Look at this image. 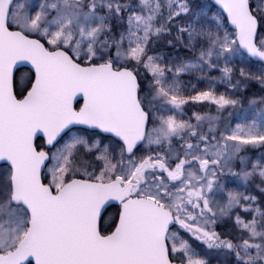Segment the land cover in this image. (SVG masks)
Wrapping results in <instances>:
<instances>
[{"label":"snow or ice","instance_id":"6c2138e0","mask_svg":"<svg viewBox=\"0 0 264 264\" xmlns=\"http://www.w3.org/2000/svg\"><path fill=\"white\" fill-rule=\"evenodd\" d=\"M0 264H264V0H0Z\"/></svg>","mask_w":264,"mask_h":264},{"label":"rangeland","instance_id":"374dc122","mask_svg":"<svg viewBox=\"0 0 264 264\" xmlns=\"http://www.w3.org/2000/svg\"><path fill=\"white\" fill-rule=\"evenodd\" d=\"M214 74H215V73H214ZM194 82H195V81H194ZM259 88H260V86L257 84V85H255L254 87H252V91H253V92H258V91H259ZM219 90H220V91H224L225 89H224L223 86H220V87H219ZM246 95H251V93H246ZM194 110H205V111H207V110H211V111L213 112V114H215V109H214V107H212L211 109L204 108V109H194ZM224 117H225V123H227V122H228V120H227V112L224 113Z\"/></svg>","mask_w":264,"mask_h":264},{"label":"water","instance_id":"95a60500","mask_svg":"<svg viewBox=\"0 0 264 264\" xmlns=\"http://www.w3.org/2000/svg\"><path fill=\"white\" fill-rule=\"evenodd\" d=\"M23 68H28V66H24ZM79 102L82 104L83 100L81 98L78 97Z\"/></svg>","mask_w":264,"mask_h":264},{"label":"trees","instance_id":"16d2710c","mask_svg":"<svg viewBox=\"0 0 264 264\" xmlns=\"http://www.w3.org/2000/svg\"><path fill=\"white\" fill-rule=\"evenodd\" d=\"M27 69H28V68H23V73L26 74V73H27Z\"/></svg>","mask_w":264,"mask_h":264}]
</instances>
